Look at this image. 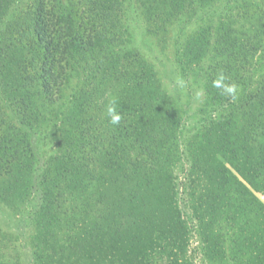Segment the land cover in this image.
<instances>
[{"label":"trees","instance_id":"1","mask_svg":"<svg viewBox=\"0 0 264 264\" xmlns=\"http://www.w3.org/2000/svg\"><path fill=\"white\" fill-rule=\"evenodd\" d=\"M140 1L156 32L166 31L187 3ZM17 2L0 0V92H7L20 124L38 125L40 95L52 97L62 83L81 84L69 94L70 135L62 136L63 150L47 160L40 181L30 240L33 263L156 264V253L167 249L169 257L182 256L188 230L174 170L184 145L191 162L187 188L207 256L225 260L213 227L227 226L236 231L235 257L264 264V204L252 191L264 193V84L251 87L248 63L255 45L236 33L239 20L222 15L214 30L200 27L180 51L183 66L188 57L214 54L218 39L224 43L206 73L209 97L202 114L209 125L185 139L183 115L161 92L153 67L127 48L123 0H26L15 8ZM259 22L254 39L264 35V20ZM220 73L237 85L235 100L214 87ZM113 99L122 116L119 125L106 113ZM34 158L29 135L7 119L0 103L5 202L30 200ZM243 215L249 224H243Z\"/></svg>","mask_w":264,"mask_h":264},{"label":"rangeland","instance_id":"2","mask_svg":"<svg viewBox=\"0 0 264 264\" xmlns=\"http://www.w3.org/2000/svg\"><path fill=\"white\" fill-rule=\"evenodd\" d=\"M23 2L26 0H18L15 8L21 6ZM186 2L185 7L178 10L179 13L176 11V19L167 27L166 31L156 32L148 23L140 0H123L125 22L128 28L127 48L140 53L142 58L153 67L161 92L170 103L175 104L183 115L182 132L185 139L199 130L201 125H209L205 122L202 114L206 109V100L209 97L206 73L215 60L220 59L219 55H221L222 44H224L222 39H218V36L214 54L192 59L188 57L190 61H186L182 66L180 51L182 52L186 41L200 27L209 26L214 30L221 16L228 13H231L232 20H239V23L234 25L236 33L245 34V39L248 37L255 45L251 50L253 54L248 63L251 70V87L256 88L264 84V35L262 37L258 35L254 39L256 35L253 30L254 26H262L259 19L264 20V0H217L209 4H205L201 0H186ZM237 13H241V16L245 15L239 18ZM3 28V23H0V36L3 35V33L1 35ZM225 31L221 30L220 32ZM58 68L60 67L58 66ZM75 83L73 81L68 86H64L62 83L58 89L56 88L57 93H54L52 97L45 94L39 96L41 119L35 126L20 124L15 116L14 106L6 100L7 92H0V103L7 119L29 135L35 152L32 164L35 176L30 200L7 203L3 198H0V260L7 259L12 263L18 261L20 264H34L30 240L33 232L32 219L41 204L40 181L47 160L63 150L65 139L64 137L62 139V136L70 135L68 132L72 128L71 105L73 98L69 94L81 87L80 83L78 85ZM240 91L242 93L243 88ZM181 147L184 153L174 171L178 182L179 207L188 230L187 247L183 250L182 256L175 257H169L170 249H167L165 253L157 250L160 253H156L154 259L156 264H247L249 257L246 255L235 257L237 246L233 242L236 231L227 226L213 227L214 233L221 241L223 252H226L225 260H211L205 253L204 247L207 244L201 236L198 212L192 207L196 203L187 188V173L191 164L190 156L184 149V145ZM91 148L93 149V147ZM80 155L83 154L80 153ZM89 156L92 158L93 152ZM233 171L246 183L239 173L234 169ZM252 191L264 204V193ZM0 194L3 193L0 192ZM244 212H248L245 207ZM241 218L243 224L246 223L244 225L249 224L247 222L248 215H243Z\"/></svg>","mask_w":264,"mask_h":264},{"label":"clouds","instance_id":"3","mask_svg":"<svg viewBox=\"0 0 264 264\" xmlns=\"http://www.w3.org/2000/svg\"><path fill=\"white\" fill-rule=\"evenodd\" d=\"M226 80L227 77L223 73H220L213 81V85L214 87L222 89L224 94L235 100L237 98V85L226 83ZM106 113L111 124L119 125L122 116L116 107V101L114 99L110 100Z\"/></svg>","mask_w":264,"mask_h":264}]
</instances>
